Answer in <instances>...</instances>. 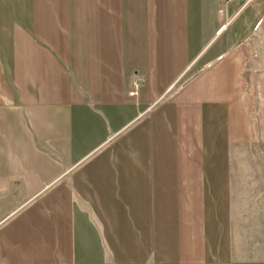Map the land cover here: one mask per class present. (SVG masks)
<instances>
[{
  "label": "crops",
  "instance_id": "crops-1",
  "mask_svg": "<svg viewBox=\"0 0 264 264\" xmlns=\"http://www.w3.org/2000/svg\"><path fill=\"white\" fill-rule=\"evenodd\" d=\"M0 264H264V0H0Z\"/></svg>",
  "mask_w": 264,
  "mask_h": 264
},
{
  "label": "rangeland",
  "instance_id": "rangeland-1",
  "mask_svg": "<svg viewBox=\"0 0 264 264\" xmlns=\"http://www.w3.org/2000/svg\"><path fill=\"white\" fill-rule=\"evenodd\" d=\"M231 14L225 15L222 12L219 19L212 23L211 31L202 38V47L208 43L204 52H212L220 47L226 50L233 45L245 42L249 31L242 26L244 14L229 20ZM240 157L244 158V152Z\"/></svg>",
  "mask_w": 264,
  "mask_h": 264
},
{
  "label": "built area",
  "instance_id": "built-area-1",
  "mask_svg": "<svg viewBox=\"0 0 264 264\" xmlns=\"http://www.w3.org/2000/svg\"><path fill=\"white\" fill-rule=\"evenodd\" d=\"M226 1H231V0H226ZM137 88H138V80L136 77H134L132 82H131V87H130V90L128 92V96L129 97L135 96Z\"/></svg>",
  "mask_w": 264,
  "mask_h": 264
}]
</instances>
